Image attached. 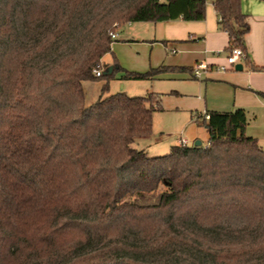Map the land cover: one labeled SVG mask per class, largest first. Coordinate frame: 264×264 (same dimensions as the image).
Segmentation results:
<instances>
[{
	"label": "trees",
	"instance_id": "1",
	"mask_svg": "<svg viewBox=\"0 0 264 264\" xmlns=\"http://www.w3.org/2000/svg\"><path fill=\"white\" fill-rule=\"evenodd\" d=\"M208 2L246 63L240 0H0V264H264V148L245 110L207 111L206 147L150 157L133 144L157 98L103 96L121 25L201 22ZM169 71L191 69L121 80Z\"/></svg>",
	"mask_w": 264,
	"mask_h": 264
},
{
	"label": "rangeland",
	"instance_id": "2",
	"mask_svg": "<svg viewBox=\"0 0 264 264\" xmlns=\"http://www.w3.org/2000/svg\"><path fill=\"white\" fill-rule=\"evenodd\" d=\"M150 24H125L116 30L117 38L111 53L104 56L103 62L110 65L114 60L120 69L108 81V92L103 96L123 93L128 97H144L151 94L155 96L153 100L157 98L156 107L159 110L152 114L151 134L133 144L136 149H144L150 157L167 154L180 139H185L188 147L194 146L196 142L206 147L207 132L201 123L205 110L228 112L232 110L233 102V94L227 84L206 79L215 69L203 73L196 80L182 78L175 72L161 73L157 75L161 77L154 80H120L125 72L146 73L171 60L178 64H191L194 58L192 54L198 56L197 48L193 51L176 48V53L171 54L163 46L153 45ZM225 56L224 53L219 56L224 59L222 65H226ZM240 64L244 65V61ZM103 84V79L83 83L86 106L99 99ZM246 117L248 124L245 133L257 139L264 148V109L249 110Z\"/></svg>",
	"mask_w": 264,
	"mask_h": 264
},
{
	"label": "crops",
	"instance_id": "3",
	"mask_svg": "<svg viewBox=\"0 0 264 264\" xmlns=\"http://www.w3.org/2000/svg\"><path fill=\"white\" fill-rule=\"evenodd\" d=\"M240 10L245 15V21L249 26V32L244 38L248 61L244 62V65H241V71L229 68L228 71L223 73L216 72L215 67L224 63V59H220L219 56L222 53L226 55L228 53V37L225 32L218 28V18L211 2L207 3L205 19L201 22L175 20L152 23L150 24V28H152V44L163 46L165 51H177L176 48L190 49L189 51L196 50L197 48L198 50L197 57L196 54H192L194 58L191 64L181 62L178 64L174 60H171L168 64L164 63L160 66L189 68L191 69L190 72H174L178 73V76L182 78L196 80L192 76V67L197 62H205L211 67L210 72L214 71V69L216 70L213 74L210 73L206 79L227 84L233 94L231 109L242 108L247 113L249 110L264 109V70L253 71L251 69L252 66L264 69V0H240ZM217 52L219 54H216ZM102 63L105 64L103 60ZM108 66V69L111 68V64ZM160 77L156 76L151 80ZM207 111L205 110L204 114ZM199 115L202 116V114ZM245 135L247 134L245 133ZM181 140L185 139H180L177 145H180ZM142 150L145 151L144 149Z\"/></svg>",
	"mask_w": 264,
	"mask_h": 264
},
{
	"label": "built area",
	"instance_id": "4",
	"mask_svg": "<svg viewBox=\"0 0 264 264\" xmlns=\"http://www.w3.org/2000/svg\"><path fill=\"white\" fill-rule=\"evenodd\" d=\"M115 37H116L115 33L111 35L112 40H114ZM175 52H176L175 50L171 51V53H175ZM216 54H219V52H217ZM244 59H245V55L243 54V52L239 48H233L226 55V58H225L226 65L217 66L215 68L217 71L224 72V71L228 70L229 68H234L235 65L240 64L242 61H244ZM210 68L211 67L209 65H207L205 62H197L192 67V76L195 79H199L201 77V75L203 73L209 71ZM93 74L96 77H100L101 70L99 68H96L93 71ZM202 117H204L205 119H208V117L205 115H203ZM180 145L185 146L186 141L181 140Z\"/></svg>",
	"mask_w": 264,
	"mask_h": 264
},
{
	"label": "water",
	"instance_id": "5",
	"mask_svg": "<svg viewBox=\"0 0 264 264\" xmlns=\"http://www.w3.org/2000/svg\"><path fill=\"white\" fill-rule=\"evenodd\" d=\"M234 70H235V71H241V70H242V66H241V64H237V65H235ZM110 71H111V69L109 68V69H108V72H110ZM198 146H200V143H199V142H196V143L194 144V147H198Z\"/></svg>",
	"mask_w": 264,
	"mask_h": 264
}]
</instances>
